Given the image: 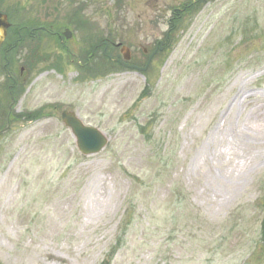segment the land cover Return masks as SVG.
Instances as JSON below:
<instances>
[{"label":"rangeland","instance_id":"rangeland-1","mask_svg":"<svg viewBox=\"0 0 264 264\" xmlns=\"http://www.w3.org/2000/svg\"><path fill=\"white\" fill-rule=\"evenodd\" d=\"M194 1L0 0L13 24L0 51V264H264V0L185 14L144 74L80 83L76 59L41 34L35 60L10 51L16 27L60 22L82 55L79 10L97 43L141 60ZM24 66L12 92L7 72ZM35 110L50 117H10ZM65 110L106 135L101 154L80 155Z\"/></svg>","mask_w":264,"mask_h":264},{"label":"water","instance_id":"water-1","mask_svg":"<svg viewBox=\"0 0 264 264\" xmlns=\"http://www.w3.org/2000/svg\"><path fill=\"white\" fill-rule=\"evenodd\" d=\"M9 27L10 24L7 22V16L0 14V45L4 42ZM65 35L68 39L71 37L68 31ZM123 53H125V59L129 60V53L127 50L123 49ZM62 120L65 125L71 129L76 139L78 150L83 155L89 156L98 154L106 146L107 139L99 130L84 126L73 114L64 112L62 114Z\"/></svg>","mask_w":264,"mask_h":264},{"label":"flooded vegetation","instance_id":"flooded-vegetation-1","mask_svg":"<svg viewBox=\"0 0 264 264\" xmlns=\"http://www.w3.org/2000/svg\"><path fill=\"white\" fill-rule=\"evenodd\" d=\"M53 31V27H50V29L49 30H45V35L46 36H54V37H57L58 39H59V41H60V44L62 45V46H65L66 45V42L65 41H63L62 39H61V36H60V33H53L52 32ZM28 37L29 38H31L30 39V43L28 42V41H24L23 40V37H22V35H19V40H16V42H14V47H18L19 45H21V49H23V48H27V46H26V44H28V46L30 47V45L32 46V44H33V41L34 40H36V39H38V36L37 35H35V33L34 32H29L28 33ZM96 47H97V45H96V42L94 41L92 44H90L89 46H88V48L89 49H91V50H89L88 48H85V50L84 51H82L81 52V54L82 55H73L72 54V52L69 50V49H66V51L70 54V55H72V57L74 58V59H76L77 60V62H76V64L77 65H81V66H84V65H82V60L84 59V60H87L88 62H89V77H85L82 81L84 82V83H93L96 79H95V68H96V60L92 63H90V60H92V58H94L93 56H95L94 54H95V50H96ZM20 49V50H21ZM19 50V51H20ZM87 51H91V54H87ZM145 53H147V52H145ZM86 55H88V56H86ZM68 56V55H67ZM85 57V58H84ZM73 61V60H72ZM14 71V70H13ZM25 71H27V69L26 68H21L20 69V71H19V75H18V78H17V74L15 73V71H14V75L15 76H12V83H13V85L12 86H10V89H11V91L13 92V90L15 89V91H16V88L19 86V81H18V79L19 78H21L22 76H24L25 75ZM27 80V79H26ZM18 89V88H17ZM13 95V94H12Z\"/></svg>","mask_w":264,"mask_h":264},{"label":"trees","instance_id":"trees-1","mask_svg":"<svg viewBox=\"0 0 264 264\" xmlns=\"http://www.w3.org/2000/svg\"><path fill=\"white\" fill-rule=\"evenodd\" d=\"M90 1H92V0H90Z\"/></svg>","mask_w":264,"mask_h":264}]
</instances>
